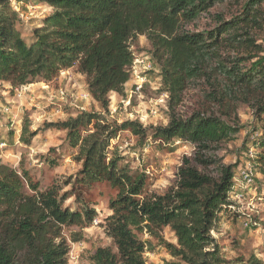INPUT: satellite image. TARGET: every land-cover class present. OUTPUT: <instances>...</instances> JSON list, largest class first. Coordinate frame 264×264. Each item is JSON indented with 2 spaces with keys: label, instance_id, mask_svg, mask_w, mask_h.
<instances>
[{
  "label": "trees",
  "instance_id": "1",
  "mask_svg": "<svg viewBox=\"0 0 264 264\" xmlns=\"http://www.w3.org/2000/svg\"><path fill=\"white\" fill-rule=\"evenodd\" d=\"M29 1L52 13L27 44L12 2ZM263 34L264 0H0V82L24 86L76 68L91 99L106 106L110 93L122 94L133 49L144 37L168 95V123L154 135L192 148L163 194L143 195L142 176L104 162L101 137L86 141L81 181L118 189L103 224L114 250L97 249L92 264H145L148 243L136 233L158 238L165 228L177 240L172 256L183 264H264L254 255L226 262L209 237L233 191L237 164H226L221 153L242 128L239 110L264 121ZM190 90L198 93L196 107L183 115L178 107ZM91 119L50 126L67 130L76 144ZM121 128L143 134L137 122ZM255 134L252 146L264 171V127ZM65 196L55 187L40 191L27 174L0 164V264H68L62 229L90 225L95 212L76 200L75 210L64 208Z\"/></svg>",
  "mask_w": 264,
  "mask_h": 264
},
{
  "label": "rangeland",
  "instance_id": "2",
  "mask_svg": "<svg viewBox=\"0 0 264 264\" xmlns=\"http://www.w3.org/2000/svg\"><path fill=\"white\" fill-rule=\"evenodd\" d=\"M12 7L18 15L16 27L29 44L34 30L42 26L52 9L33 1L12 2ZM260 40L264 46V34ZM148 53L145 38L139 37L133 49L130 79L122 94L108 95L106 106L91 99L85 78L76 68L60 71L51 80L36 79L24 86L0 82V164L21 176L27 174L40 191L57 188L60 196L66 195L64 208L75 210L80 201L95 212L90 225L62 229L69 248L68 264H92L91 257L97 249L114 250L103 224L111 215L109 202L116 198L118 189L105 181L90 185L81 181L86 141L101 137L104 162L114 161L132 178L142 176L143 195L163 194L172 184L182 158L192 152L188 144L177 139L161 140L154 135L157 128L168 123V95L160 70ZM148 64L150 68L144 69ZM141 80L142 87L137 91L135 85ZM197 96L193 90L185 94L178 107L181 114L193 112ZM85 116L92 119L79 128L76 144L68 140L67 130L50 126ZM239 118L240 132L221 153L226 164H237L233 191L228 205L217 214L209 237L226 262L254 255L264 263V171L252 146L258 137L253 131L259 132L264 121H256L246 108L239 110ZM126 122L140 124L143 134L121 128ZM28 133L35 136L30 138ZM240 168L249 170L251 183L247 190L237 175ZM136 234L148 243L143 255L145 264H183L179 257L172 256L178 245L169 228L163 229L158 238L146 231Z\"/></svg>",
  "mask_w": 264,
  "mask_h": 264
},
{
  "label": "built area",
  "instance_id": "3",
  "mask_svg": "<svg viewBox=\"0 0 264 264\" xmlns=\"http://www.w3.org/2000/svg\"><path fill=\"white\" fill-rule=\"evenodd\" d=\"M147 67L150 68V65L148 64L147 66L144 67V69H147ZM135 69L136 68L134 67L133 68L134 73H136V70ZM137 76H139V75H137ZM142 84H143V80H141L140 83H137L135 85V89L137 91H139L141 89V87H142ZM141 121H143V120H141ZM237 175L244 182V189L247 190L248 189L247 188L248 185L251 183V178L249 176V170L247 168H240Z\"/></svg>",
  "mask_w": 264,
  "mask_h": 264
}]
</instances>
